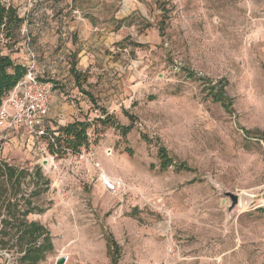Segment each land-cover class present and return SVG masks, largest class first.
Instances as JSON below:
<instances>
[{"label": "rangeland", "instance_id": "1", "mask_svg": "<svg viewBox=\"0 0 264 264\" xmlns=\"http://www.w3.org/2000/svg\"><path fill=\"white\" fill-rule=\"evenodd\" d=\"M62 1L94 34L112 35L93 42L85 70L40 64L52 98L74 111L53 128L85 122L89 145L57 158L56 171L21 143L2 145V160L39 166L49 181L35 200L45 211L28 218L52 237L40 264L62 254L110 264L108 235L117 264H264V0ZM17 40L9 55L36 62L31 38ZM220 89L227 110L212 99ZM105 113L116 128L98 122ZM160 147L172 160L165 170ZM93 162L122 183L117 192L102 189ZM225 193L240 200L231 211ZM0 264L17 262L2 253Z\"/></svg>", "mask_w": 264, "mask_h": 264}, {"label": "trees", "instance_id": "2", "mask_svg": "<svg viewBox=\"0 0 264 264\" xmlns=\"http://www.w3.org/2000/svg\"><path fill=\"white\" fill-rule=\"evenodd\" d=\"M25 19L20 17L16 8L0 0V105L4 97L26 73V67L16 63L9 55L12 46L18 43L17 37ZM3 50L7 52L4 53ZM76 83L79 80L74 68H71ZM211 90L214 88H210ZM214 102L220 103L226 110L223 89L212 94ZM98 122L102 125L117 127L112 116ZM89 124L74 121L54 131V144L49 147L50 153L59 158L65 154H78L82 148L89 145L87 131ZM122 136L128 132V127H120ZM50 133H53L50 130ZM145 139V138H144ZM0 141V153H1ZM161 170L171 165L164 148L158 149ZM183 167V166H181ZM49 181L44 180L39 166L34 168H19L0 158V257L2 253L10 254L17 264H40L52 254L54 246L47 228L39 222L30 221L33 214H42L45 210L35 204V200L48 191ZM106 245L110 253L111 264L119 260V246L111 235H108Z\"/></svg>", "mask_w": 264, "mask_h": 264}, {"label": "crops", "instance_id": "3", "mask_svg": "<svg viewBox=\"0 0 264 264\" xmlns=\"http://www.w3.org/2000/svg\"><path fill=\"white\" fill-rule=\"evenodd\" d=\"M4 1L16 8L20 17L25 19L20 31H22L23 28L27 29L31 42L35 46V70L38 74L42 73V69H40L42 60H45L46 62L53 61V63L54 61L64 59L74 60V62H77L79 67L85 70L88 67V61L93 54L92 50H94L98 44L93 42L98 40L99 43H102L104 38L109 39L108 37L112 35L109 34L108 37H104V34H94V31L97 30V28L92 27L93 24L86 18H79L77 15L80 11L72 6L63 4L62 0H33V6L29 8L27 12V0ZM114 37L116 38V36ZM43 48L46 49V52L44 53V56L41 57L39 51L43 52ZM12 59L16 63L25 67L29 64V59L25 60L26 58H23V60ZM72 67L75 72L79 71L75 68L74 64L71 65V68ZM71 68L69 70V74L73 76ZM54 91L56 92V90ZM67 105L64 104L62 100H58L57 98L56 100H54V97L51 99L49 114L46 122L48 129L54 131L57 130L56 128H53V118L56 117L57 121L60 123L68 120L69 115L74 114L72 107ZM63 126H65V124H63L62 127ZM10 139L21 144L26 142V137L23 134L13 135ZM106 249L110 259V253L107 245ZM59 257H66L64 264H69L70 257H68V255L62 254ZM75 264H95V262L93 261V256L91 255L88 256L86 262H77L76 260Z\"/></svg>", "mask_w": 264, "mask_h": 264}, {"label": "built area", "instance_id": "4", "mask_svg": "<svg viewBox=\"0 0 264 264\" xmlns=\"http://www.w3.org/2000/svg\"><path fill=\"white\" fill-rule=\"evenodd\" d=\"M27 1L26 12L33 6V0ZM22 32L28 45V30L23 28ZM52 94L53 85L40 79L35 70L34 56L31 55L26 73L4 97L0 105V141L2 150V145L13 135L23 134L26 137L23 145L34 158L41 159L40 165L51 163V169L56 171V155L49 151L51 145L55 148V134L54 130L50 133L46 123ZM92 165L97 171V180L105 192L115 193L121 188L122 183L107 176L98 163L93 162Z\"/></svg>", "mask_w": 264, "mask_h": 264}, {"label": "water", "instance_id": "5", "mask_svg": "<svg viewBox=\"0 0 264 264\" xmlns=\"http://www.w3.org/2000/svg\"><path fill=\"white\" fill-rule=\"evenodd\" d=\"M224 197L228 198L230 201L229 211H231L234 207L239 205L240 200H238L239 198L237 196L230 193H225ZM65 261H66V257H59L56 259V264H64Z\"/></svg>", "mask_w": 264, "mask_h": 264}, {"label": "bare ground", "instance_id": "6", "mask_svg": "<svg viewBox=\"0 0 264 264\" xmlns=\"http://www.w3.org/2000/svg\"><path fill=\"white\" fill-rule=\"evenodd\" d=\"M243 201V200H242ZM244 207V206H243Z\"/></svg>", "mask_w": 264, "mask_h": 264}]
</instances>
